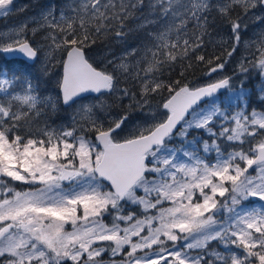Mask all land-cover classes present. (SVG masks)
Wrapping results in <instances>:
<instances>
[{
  "label": "snow or ice",
  "instance_id": "obj_1",
  "mask_svg": "<svg viewBox=\"0 0 264 264\" xmlns=\"http://www.w3.org/2000/svg\"><path fill=\"white\" fill-rule=\"evenodd\" d=\"M12 4L0 0V15ZM157 5L169 23L153 37L143 70L140 60L102 68L89 53L94 37L114 31L122 38L124 21L144 0H77L71 16L43 17L47 46L29 42L24 27L0 40V52L24 57L22 68L0 70V264H264V111H247L242 86L221 101L230 77L190 87L156 72L193 58L212 63L200 52L213 13L230 26L231 57L247 27L243 17L264 10V0L150 3ZM237 9L243 16L233 19ZM54 50H62L55 100L39 96L29 67L41 63L47 74ZM248 63L264 75V37ZM241 71L248 69L241 64ZM121 78L138 83L137 91L120 87ZM104 96L139 109L143 123L133 134L121 137L127 114L104 116ZM89 97L97 103H82ZM57 104L80 107L67 126L28 130L38 105L55 111ZM234 104L241 110H225ZM200 129L211 143L188 139ZM17 182L28 188L17 190ZM133 206L139 216L125 213Z\"/></svg>",
  "mask_w": 264,
  "mask_h": 264
},
{
  "label": "trees",
  "instance_id": "obj_2",
  "mask_svg": "<svg viewBox=\"0 0 264 264\" xmlns=\"http://www.w3.org/2000/svg\"><path fill=\"white\" fill-rule=\"evenodd\" d=\"M151 2L152 0H144V6L137 9L131 17L124 21L122 31L125 35L122 38L116 37L114 31H109L100 36L94 37L96 39V44L92 46L89 54L102 68L112 67V65H108V61H114L115 64H119L122 60L129 63L140 60L139 68L141 70L148 67V61L151 60V56L149 55L147 59H142V57L147 50L154 45L155 41L153 37L164 31L169 23L168 18L160 15L158 5L156 9L150 7ZM76 3L77 0H40L36 4H30L31 10L33 9L36 14L33 15V11H31L30 8L21 12L25 16L31 11V17L36 18L41 10V14L43 13L42 7L46 6L50 8L53 11L54 16L59 19L61 13L71 16L72 9ZM232 15L233 19H236L237 16H243L240 9H237ZM27 21H30V19ZM44 23L45 21L40 25H33L31 23L28 25L27 39L29 42L34 44L40 42V45L45 46L51 43V41L45 39L50 30L42 26ZM189 28H191V24H189ZM33 29H35V33L33 32ZM206 30L207 35L205 36V45L200 54L205 55L206 60L211 59L212 63L207 64L193 58L191 61L185 60L183 63H177L173 65L171 69L164 66L163 68L156 70L157 74L158 72H163L160 79L165 82L179 80L182 84H188L190 87H195L203 82L204 78L209 73L210 68L215 67L218 63L226 62L229 57L228 53L232 51L233 47L229 24L213 13L209 17ZM133 49L136 50L135 54L131 56L128 55ZM52 55L56 60H53V67L49 69L47 74L44 73L43 69H40L38 63L34 68L31 67L30 64L29 67L31 69V75L34 78L33 83L37 86L39 96L41 98L52 97V99L55 100L59 94L57 83L59 79L58 74L62 71L57 60L61 58L62 50H54ZM23 66V60H9L0 52V70H6L10 74L12 71L20 69ZM231 83L233 84L234 82L231 81ZM120 87L128 88L130 91L135 92L139 88V84L131 79L124 80L121 78ZM249 87L251 89L248 96L249 107L251 108L254 103H257L255 109H263L264 102L257 100L255 90L252 86ZM164 95H167V93L165 92ZM104 98L107 101L106 104L110 105V108L104 113L105 117L116 119L118 118V115L127 114L128 118H134L135 120L143 119L139 109L130 110L128 108V101L126 99L123 103H120L116 96H104ZM158 101L159 97L153 99L152 105H156ZM222 106L224 107V105ZM37 107L40 114L38 116H32L30 118V123L27 125L28 130L32 133L40 132L45 126L52 127L53 125L59 124V122L61 123L65 120L66 115L68 114V109L60 104H57L55 111H51L44 105H38ZM145 111H147V109H145ZM228 112L234 113V109L230 108L228 109ZM199 134H201V132H199ZM86 135L91 136L92 133H86ZM17 186L19 187V185ZM133 211H137L136 208H134Z\"/></svg>",
  "mask_w": 264,
  "mask_h": 264
},
{
  "label": "rangeland",
  "instance_id": "obj_3",
  "mask_svg": "<svg viewBox=\"0 0 264 264\" xmlns=\"http://www.w3.org/2000/svg\"><path fill=\"white\" fill-rule=\"evenodd\" d=\"M40 0H13V4L10 6L11 11L7 15H0V40L8 39L9 37L13 36L15 32L22 27H24L23 35L27 39V29L28 25L31 23L33 25H40L42 22H44L43 17L46 15H54L53 11L44 6L43 13L41 14L42 10L38 13V17L33 18L31 17L33 9L31 10L30 4H36ZM27 8H30V12L26 14L25 16L22 14L21 11H25ZM21 12V13H20ZM36 14L35 11H33V15ZM41 14V15H40ZM258 17H264V10H261L259 7L256 9H253L249 12L247 16L243 17V24H245L247 27L241 32V44L237 47V51L232 53L231 57H228L226 62L224 63L223 69H218L217 72L211 73L209 76L208 74L204 78L203 82L198 86H203L209 82H212L214 80H220L225 77H230V82L233 81L234 83H230V86L228 88L227 95L220 98L221 101H227L229 97L233 96L235 93H238L241 91V86L243 87L244 92L247 93V95L244 97V101L249 105V94L251 92V89L249 86H252L253 89L256 92L257 100H261V96L264 95V93L261 92V89H264V75L261 74L260 70L258 68L252 67L251 64L248 63L249 60L254 59V53H255V47L256 42H258L262 37H264V19H258ZM51 18V17H50ZM30 19V21H27ZM26 26V27H25ZM33 27V26H32ZM40 42H38L36 45H40ZM43 59V58H42ZM241 64L244 65L245 68L248 69L247 72L241 71ZM40 69H43V65L41 63H38ZM236 88V89H235ZM105 103L107 102L105 98H101ZM82 103L91 104V103H97L95 100L91 99L88 101H83ZM257 103H254V105L249 108L247 107V111L250 112L252 109L256 108ZM79 105L77 107L73 108L68 112L66 115L65 120H63L61 123L57 125H53L52 128H60L61 126H67L71 122V117L76 115L77 110L79 109ZM204 107H207L205 105ZM221 107H223L221 105ZM234 109V113L237 111H240V106L238 104H234L232 107ZM226 108L225 110L228 111ZM257 111H264L263 109H256ZM79 119V117H78ZM127 123V127L125 128V131L121 133V137H127L130 136L135 132L136 127L141 125L143 123V120H140V122L137 123V120H135L132 124L129 122ZM211 126V125H210ZM192 130L190 132V135L188 137L189 140L193 141H201V140H208L209 143H211L210 137L206 134V132L203 130ZM218 130V128L214 129ZM201 132V134H199ZM196 137H193V136ZM176 147H180L179 143L176 142L174 144ZM199 146V145H198ZM234 146V145H233ZM221 148L224 150H229L230 145L228 143H221ZM201 155H204L201 153ZM19 185V187L17 186ZM17 190H24L28 188V185L19 184V182L16 183ZM135 206H133L131 209L126 208L125 213L129 210H134ZM139 211L137 215H139ZM106 223H110V219L108 217L105 218ZM67 230H70L68 228ZM216 242H213L210 247H216L219 251H224L223 248H221L218 244H215ZM142 253L138 252L137 255H141ZM107 259V256L105 257Z\"/></svg>",
  "mask_w": 264,
  "mask_h": 264
},
{
  "label": "water",
  "instance_id": "obj_4",
  "mask_svg": "<svg viewBox=\"0 0 264 264\" xmlns=\"http://www.w3.org/2000/svg\"><path fill=\"white\" fill-rule=\"evenodd\" d=\"M2 54L5 56V58H8V59H22V60H24V57L21 54H19V53H7V54L6 53H2ZM198 87H200V86H198ZM224 90L225 89L219 90V92L217 93V95H219L220 93H222ZM93 95H95V94H93ZM201 104H204V102L202 101ZM64 107L67 108V106H64Z\"/></svg>",
  "mask_w": 264,
  "mask_h": 264
},
{
  "label": "flooded vegetation",
  "instance_id": "obj_5",
  "mask_svg": "<svg viewBox=\"0 0 264 264\" xmlns=\"http://www.w3.org/2000/svg\"><path fill=\"white\" fill-rule=\"evenodd\" d=\"M11 60H12V59H11ZM12 61H13V60H12ZM14 61H15V60H14ZM230 83H231V82H230ZM230 83H229V86H230ZM228 88H229V87H228ZM228 88H227V90H228ZM227 90H226V91H227ZM226 91H225L223 94L219 95V98H220V96H221V98H222V97H224L225 95H227V92H226ZM103 98H104V97H103ZM76 107H77V106H76ZM249 108H250V107H249V105H248V110H249ZM72 109H73V108H71V110H72ZM140 120H143V119H138L137 122H140ZM134 121H135L134 118H128V121H127V122H129L130 124H132ZM122 137H123V136H122Z\"/></svg>",
  "mask_w": 264,
  "mask_h": 264
}]
</instances>
